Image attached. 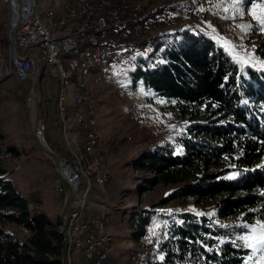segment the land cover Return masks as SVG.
I'll use <instances>...</instances> for the list:
<instances>
[{
    "label": "trees",
    "instance_id": "1",
    "mask_svg": "<svg viewBox=\"0 0 264 264\" xmlns=\"http://www.w3.org/2000/svg\"><path fill=\"white\" fill-rule=\"evenodd\" d=\"M247 5L251 0H245ZM159 46L134 59L128 75L132 89L142 86L188 122L185 151L158 147L144 154L137 168L157 176L150 186L176 187L170 201L197 198L213 205L205 216L189 209L161 214L168 226L155 245V256L143 264H252L250 240L244 237L251 236L257 221H264V69L243 68L231 51L200 31L184 30ZM125 53L113 59V73L117 57ZM4 154L19 153L15 147H0V264H63L62 218L53 223L31 209L8 177ZM158 214L149 209L134 213L130 223L135 243L148 236ZM11 225L28 233L26 242L8 229Z\"/></svg>",
    "mask_w": 264,
    "mask_h": 264
},
{
    "label": "rangeland",
    "instance_id": "2",
    "mask_svg": "<svg viewBox=\"0 0 264 264\" xmlns=\"http://www.w3.org/2000/svg\"><path fill=\"white\" fill-rule=\"evenodd\" d=\"M149 1L141 0L145 5L143 14L147 16V26L162 19L159 30L147 34V40L144 38L147 42L117 57L114 73L101 84L93 85L87 81L91 93L89 111L98 124L99 151L111 177L107 186L98 184L92 178L85 210L89 214L107 212L112 217L108 232L114 237V243L108 264H143L155 256V245L168 226L161 214L169 215L172 211L189 209L205 216V211L213 205L197 198L170 201V196L177 188L161 184L150 186L148 182L157 176L137 168L141 157L158 147L170 146L177 152L185 151L182 139L186 136L188 122L174 116L164 99L154 98L142 86L132 89L128 73L134 68V59L147 57L160 47L161 42L174 40L184 30H195L215 38L221 47L242 61L243 68L248 65L264 69V25L253 16V12L257 16H264V12H261L264 0H251V5L247 7L245 0ZM36 2L44 21L50 9L59 11L62 8L64 0ZM12 21L9 0H0V134L4 137L0 147L3 150L15 147L19 153L4 154L3 166L9 179L31 202V209L45 213L53 223H58L65 195H61L62 182L57 178L53 161L38 148L33 137L34 104L29 103L32 82L24 83L22 74H27V63L14 61V53L10 49ZM143 44L145 47H141ZM113 59L101 63L96 70L97 74L108 68L113 69ZM40 86L43 101L41 122L46 128L45 140L56 154L65 155V163L72 164V171L76 172L72 162L84 152L78 117L80 107L76 100L77 88L69 82L68 91L64 95L68 127L65 129L56 109L55 91L52 94L49 92L48 80H43ZM77 183H81L80 176ZM85 187L87 184L76 189L78 198L79 190ZM145 209L160 211V214L154 218L148 236L137 244L132 238L135 229L130 222L134 213H141ZM222 223L235 222L224 220ZM260 224H264V221H257L250 227V231L254 227L258 229ZM8 229L21 243L26 242V231L13 225ZM250 235L258 233L250 232ZM250 243L253 241L250 240ZM250 249L253 251L252 264H264V250ZM72 256L71 264H83L82 250L77 246H73Z\"/></svg>",
    "mask_w": 264,
    "mask_h": 264
},
{
    "label": "bare ground",
    "instance_id": "3",
    "mask_svg": "<svg viewBox=\"0 0 264 264\" xmlns=\"http://www.w3.org/2000/svg\"><path fill=\"white\" fill-rule=\"evenodd\" d=\"M24 4L28 5L32 11L33 23L36 24V30H44L49 34H70L73 28H90L94 33L100 34V38H107V34L111 32V24H107V22L100 17L89 16L94 10H100L101 15L114 16L115 21H118L114 25V34H116V37H123L127 27L135 28V31L146 30L143 21L147 16L143 14L145 5L141 0H64L62 8L59 11L50 9L44 21L39 13L36 0H24ZM18 16V11H16L13 15V24L17 21ZM131 17L135 18L131 19ZM145 36L147 37V35H144L141 40L132 41L127 43L125 47L116 50H114L115 41H105L102 45L103 57L85 62L84 71L81 64L76 63H80L84 58L86 53V38H79V41L72 45L71 51L70 48H62L59 57H57L56 70H58L59 75L56 78L54 101L58 115L61 116L64 122V128H68L65 119L66 107L64 104V95L68 91L69 82H72L78 91L76 100L80 107L78 112L80 132L81 125H85L86 128H92V135L89 140L83 136V154H81L80 157H76V160L72 162L74 168H76L75 171L79 174L81 179V183H77V188L87 184L84 190L88 188V194L92 188V178H95L98 184L107 186L111 176L104 166V159H102L99 151L100 139L97 120L90 112V117H86L87 112L85 111H87V107L84 103V99L79 97V87H81V96L88 98L89 107L91 103V93L89 91L90 85H88L87 81L89 80L93 85H99L113 72V69L108 68L101 74H97L96 70L98 66L103 62L113 59L119 54L127 52L136 43L139 44L143 42ZM10 49H12L14 53V46L11 43ZM29 53L32 55V58H36L39 61L43 80L49 79L51 73L50 55L44 52V46L29 45ZM18 62L24 63L22 61ZM74 74H76L75 78ZM96 145L98 148L90 147ZM79 154L80 153L77 155ZM92 156H97L98 163L102 165L103 171L106 172V184L104 173H97V171H94L95 163ZM76 172H73V174H76ZM59 182L61 183L60 180ZM62 188H64L63 185ZM72 192V200H79L76 195V189H72ZM87 202L88 200L74 206V209L68 213L66 223L62 224V227L59 229L63 238V249L65 250L64 259H62V255L61 259L65 264H71L73 262V246H77L82 250L83 264L109 263L110 250L114 243V237L108 232V227L112 224V217L109 216L107 212L100 213V218H98V213H87L85 210ZM87 218L88 224H86ZM83 228L84 231L100 232V236L91 238L87 241H80L79 232L80 229ZM88 249L91 250L87 257Z\"/></svg>",
    "mask_w": 264,
    "mask_h": 264
},
{
    "label": "built area",
    "instance_id": "4",
    "mask_svg": "<svg viewBox=\"0 0 264 264\" xmlns=\"http://www.w3.org/2000/svg\"><path fill=\"white\" fill-rule=\"evenodd\" d=\"M23 1V13H24V19L21 23V26L19 27L17 33H16V39H17V47L19 50H16L14 47V61H22L24 63H27V74L24 75V83L32 82V73L35 69L34 63L30 61V58H32V55L29 53V45H41L44 46V52H46L48 55H50V66H51V73L48 80V90L52 94V92L55 91L54 86L56 87V78L58 77V70H56V63H57V57H59V54L61 52L62 48H72V45L76 44L79 41V38H86V53L84 55V58L80 61V63L83 67L85 62H90L93 59H98L100 57H103L102 52V45L105 43V41H115V48L114 50L118 48H123L127 43H130L132 41H138L141 40L144 35L147 34H154L155 31L159 30V23L162 21V19L158 20V23H150L146 30L143 31H135V28L127 27L125 33L123 34V37H116V34H114V25L118 21H115L114 16L112 15H101L100 10H94L90 13L89 16H97L100 17L102 20H105L107 24H111V32L107 34V38H100V34L94 33L93 31L89 29H72L70 34H49L48 32H45L44 30H36V24L33 23V14L28 5L24 4ZM12 13L15 14L16 11H18L17 6V0H9ZM135 17H131V19H134ZM14 75V73H13ZM76 74H74L75 78ZM80 88V98L84 99V103L87 107V115L86 117H90V114L88 112V98L81 96V87ZM34 97L32 94V88L29 92V103L34 104ZM45 125L43 124V121L40 122L38 134L40 135V138L42 142L46 143L45 140ZM81 132L82 135L85 136L88 140L90 139L92 135V128H86L85 125H81ZM90 147H97L98 146H90ZM59 157V163H60V174L62 177H64L69 185L71 186V189H77V181L79 178V175H75L72 172V164H66L65 163V155H58ZM94 163H95V170L97 173H104V180L106 184V172L103 171L102 165L98 163L97 156H92ZM61 195H65V189L61 188ZM90 195H88V188L85 190H79V200H71V205L69 212H71L72 209H74V206L79 205V203H84L86 200H88ZM98 213V218H100V212ZM88 224V218L87 222ZM80 241H87L91 238L99 237L100 232H91V231H84L83 229H80ZM63 241V239H62ZM91 249H88L87 257L90 253ZM63 264H65L63 262Z\"/></svg>",
    "mask_w": 264,
    "mask_h": 264
},
{
    "label": "water",
    "instance_id": "5",
    "mask_svg": "<svg viewBox=\"0 0 264 264\" xmlns=\"http://www.w3.org/2000/svg\"><path fill=\"white\" fill-rule=\"evenodd\" d=\"M17 6H18V19L17 21L13 24L11 23L10 27V43L16 48L19 54V50L17 47V39H16V33L21 26V23L24 19V13H23V1L22 0H17ZM20 55V54H19ZM30 61L34 63L35 69L32 73V94L34 97V123H33V137L34 140L38 146V148L46 155L48 156L54 164V169L56 175L59 177L60 181L62 182V185L65 189V203L63 207V211L61 214V218L63 221V224L66 223L68 213H69V208L73 196V192L71 189V186L67 182V180L61 176L60 174V163H59V157L58 154H56L49 146L48 144L42 142V140L39 137L38 134V129L39 125L41 122V114H42V102H41V95H40V79H41V68H40V63L36 58H30ZM64 253L65 250H62V259H64Z\"/></svg>",
    "mask_w": 264,
    "mask_h": 264
},
{
    "label": "snow or ice",
    "instance_id": "6",
    "mask_svg": "<svg viewBox=\"0 0 264 264\" xmlns=\"http://www.w3.org/2000/svg\"><path fill=\"white\" fill-rule=\"evenodd\" d=\"M261 12H264V8H261ZM253 16L261 25H264V16H257L255 12H253ZM251 232L253 234L258 233V235L244 237L246 242L249 240L253 241V243L249 244V247L254 248V250H264V224H260L258 229L255 227L252 228Z\"/></svg>",
    "mask_w": 264,
    "mask_h": 264
},
{
    "label": "crops",
    "instance_id": "7",
    "mask_svg": "<svg viewBox=\"0 0 264 264\" xmlns=\"http://www.w3.org/2000/svg\"><path fill=\"white\" fill-rule=\"evenodd\" d=\"M149 1V0H148ZM150 2V1H149ZM151 3V2H150ZM84 139V138H83Z\"/></svg>",
    "mask_w": 264,
    "mask_h": 264
}]
</instances>
